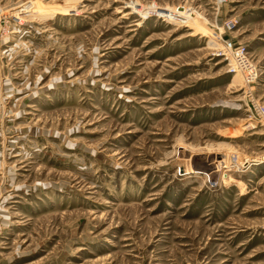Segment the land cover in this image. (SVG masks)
I'll return each instance as SVG.
<instances>
[{"label": "rangeland", "instance_id": "rangeland-1", "mask_svg": "<svg viewBox=\"0 0 264 264\" xmlns=\"http://www.w3.org/2000/svg\"><path fill=\"white\" fill-rule=\"evenodd\" d=\"M0 264H264V0H0Z\"/></svg>", "mask_w": 264, "mask_h": 264}, {"label": "bare ground", "instance_id": "bare-ground-1", "mask_svg": "<svg viewBox=\"0 0 264 264\" xmlns=\"http://www.w3.org/2000/svg\"><path fill=\"white\" fill-rule=\"evenodd\" d=\"M213 41H215V42H217V43H219L220 41L218 40V39H213ZM230 47V46H229ZM240 65V64H239ZM244 66V65H243ZM240 69H241V67H240ZM239 68H233V70H235L234 72H233V74L234 75H236L239 79L240 78H242V75H244L243 74V72L240 70ZM247 73V72H246ZM246 75V74H245ZM246 77H248V76H246ZM252 77V76H251ZM223 162H225V161H223ZM225 165V167H228V165L225 163L224 164ZM231 166V165H230ZM227 171V170H226Z\"/></svg>", "mask_w": 264, "mask_h": 264}, {"label": "built area", "instance_id": "built-area-1", "mask_svg": "<svg viewBox=\"0 0 264 264\" xmlns=\"http://www.w3.org/2000/svg\"><path fill=\"white\" fill-rule=\"evenodd\" d=\"M228 45H230V47H231V44H228ZM228 45H227V46H228Z\"/></svg>", "mask_w": 264, "mask_h": 264}]
</instances>
